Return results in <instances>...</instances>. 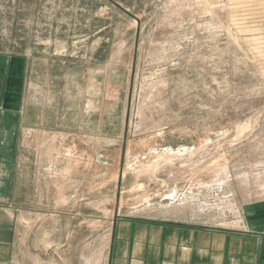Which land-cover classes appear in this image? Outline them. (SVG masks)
Returning <instances> with one entry per match:
<instances>
[{
    "label": "rangeland",
    "instance_id": "rangeland-1",
    "mask_svg": "<svg viewBox=\"0 0 264 264\" xmlns=\"http://www.w3.org/2000/svg\"><path fill=\"white\" fill-rule=\"evenodd\" d=\"M0 45L72 117L28 139L15 264H106L127 214L264 223V0H0Z\"/></svg>",
    "mask_w": 264,
    "mask_h": 264
},
{
    "label": "crops",
    "instance_id": "crops-1",
    "mask_svg": "<svg viewBox=\"0 0 264 264\" xmlns=\"http://www.w3.org/2000/svg\"><path fill=\"white\" fill-rule=\"evenodd\" d=\"M33 50L0 45V264L16 260L24 151L33 146L28 139L41 131L60 135L72 118L65 88L59 90L66 72ZM85 114L90 120L91 111ZM163 218L116 219L106 264H264V223L218 227Z\"/></svg>",
    "mask_w": 264,
    "mask_h": 264
}]
</instances>
